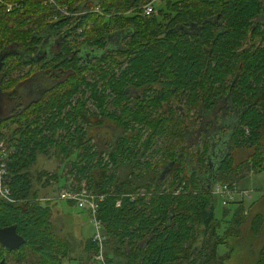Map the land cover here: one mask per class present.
I'll list each match as a JSON object with an SVG mask.
<instances>
[{
    "label": "trees",
    "instance_id": "obj_1",
    "mask_svg": "<svg viewBox=\"0 0 264 264\" xmlns=\"http://www.w3.org/2000/svg\"><path fill=\"white\" fill-rule=\"evenodd\" d=\"M5 1L15 6L0 5V138L19 200L0 196V227L15 225L26 242L8 252L0 244V260L60 264L70 253L31 182L38 155L54 146L66 157L79 148L70 171L105 195L108 264H224L229 253L218 248L250 217L244 200L231 202L220 234L212 187L236 184L244 167L264 170V0H155L151 15V0ZM38 73L52 84L19 103L18 89ZM107 125L101 150L98 130ZM221 130L216 140L212 131ZM245 148L252 152L236 161ZM263 228L257 213L250 231ZM96 248L88 238L85 250ZM252 264H264V243Z\"/></svg>",
    "mask_w": 264,
    "mask_h": 264
},
{
    "label": "rangeland",
    "instance_id": "obj_2",
    "mask_svg": "<svg viewBox=\"0 0 264 264\" xmlns=\"http://www.w3.org/2000/svg\"><path fill=\"white\" fill-rule=\"evenodd\" d=\"M92 1L97 2L98 0ZM159 1L160 0H156V2ZM50 2L52 3L51 0ZM261 18L263 19L264 15H262ZM26 68L27 67H25V69ZM47 76V74L42 73L36 74L34 80L36 81L37 86L38 82L45 79V77L46 79H50V77L47 78ZM37 86L35 85L34 89L37 88ZM175 102L176 101H174V103ZM175 104L178 103L176 102ZM180 109L184 111L183 107H180ZM225 120H230V116H226ZM218 124H220L219 127ZM111 127V125H107L99 132L101 136L100 146H102L104 140L109 137L110 134L108 130L112 131ZM214 127L221 128V122H214ZM202 130L205 131V128L202 127ZM223 132L224 130L217 131L216 133L212 131V134L217 140ZM224 138L228 140L229 135H225ZM197 140L199 139H196L195 137L193 142ZM194 148L195 150L196 148H200L202 150L203 143L194 144ZM76 149L77 148H73L74 153L68 157H66L64 152H62L58 147L56 148L54 146L50 149L49 153L39 154L37 162L31 169V182L33 190L37 192V200H39L43 205L50 206L53 212L51 219L55 218L57 227L60 229L62 228L67 234V237H71L72 241H70L72 242L74 251L70 256L73 260L72 264H97L94 262V258L90 257V255L94 253V250L91 252H87L85 250L86 240L92 237L94 233V223L91 214L75 203L55 199L61 189H75L82 185V183L86 184V180L78 182V179L75 178L76 174L70 171L72 164L77 161L76 155L79 152V148L78 150ZM251 152L252 151L249 148L238 150L236 152L235 160L240 161L246 159ZM249 168L250 167H244L242 171L235 175L234 179L239 188L251 191L250 197L245 201V207L249 211L250 218L248 217L249 219L247 223L238 226V235H230L226 240L227 243L218 248L219 253L223 255H226L225 252L229 251L228 253L231 258L226 260L224 264L254 263L258 250L264 243V228L262 234L260 233L258 236H254L250 231L251 218L257 213H262L264 215V170L250 171L249 173ZM45 172H49L53 174V176L47 177L44 175ZM127 173L128 169H124L119 173V175L124 177ZM47 178L49 179L48 181H46ZM139 192H145V190L140 189ZM251 204H253L251 206L252 210L249 207ZM227 208L228 210L230 209L229 215L223 219L222 213L225 207L221 204L219 199L217 200L215 213L217 218L220 220V229L218 230L220 234L225 233L226 227L229 224L228 221L231 219V214L234 212L235 205H228ZM235 227L237 228V226H234V228ZM200 235V238H202V234ZM94 254H96V252ZM248 255H250L249 258H243V256L246 257ZM105 259L107 258L105 257Z\"/></svg>",
    "mask_w": 264,
    "mask_h": 264
},
{
    "label": "built area",
    "instance_id": "obj_3",
    "mask_svg": "<svg viewBox=\"0 0 264 264\" xmlns=\"http://www.w3.org/2000/svg\"><path fill=\"white\" fill-rule=\"evenodd\" d=\"M54 3V0H51ZM155 0H151L144 6V14L151 15L154 11L152 3ZM0 5H3L6 11H10L15 3L7 2L5 0H0ZM61 13L66 16L72 15L70 11L66 7H58ZM56 19L57 17L54 16ZM11 150L7 147L6 141L0 138V196L9 202H17L19 199L13 196V193L10 187L6 183V179L8 177V160L9 154ZM183 186L179 188L182 189ZM213 195L219 199L223 206H227L231 202L246 200L250 197L251 191L247 189L239 188L237 184L230 185L228 183H215L212 187ZM105 195L102 193H98L94 190L89 189L87 184L80 185L79 187L65 188L61 189L56 196V200H66L77 204L79 207L86 210L91 214L92 220L94 223V233L92 235V241L96 244L97 250L96 254H94V261L97 264H108L107 259H105L106 255V241L107 235L104 232V223L99 215V208L101 202L104 200ZM120 201L117 202L119 206Z\"/></svg>",
    "mask_w": 264,
    "mask_h": 264
},
{
    "label": "flooded vegetation",
    "instance_id": "obj_4",
    "mask_svg": "<svg viewBox=\"0 0 264 264\" xmlns=\"http://www.w3.org/2000/svg\"><path fill=\"white\" fill-rule=\"evenodd\" d=\"M53 46H54V44H53ZM53 50H54V48L53 47H51V49L49 48V51L47 50V52H45V55L48 57L49 55H50V53L52 52L53 53ZM47 53V54H46ZM56 73V72H55ZM39 74V73H38ZM53 81H54V79H52ZM40 82H42V81H40ZM36 84V83H35ZM38 84H40L39 82H38ZM50 84H52V82H50L46 87H45V89H48V87H50L49 85ZM36 89V88H35ZM45 89H43V91H42V89L40 88V89H37L36 91H38V90H40L38 93H34V95H32L31 96V98L30 97H28L29 95H31L33 92L32 91H30L31 90V88H29V87H26V88H23V87H20V89H18V91H17V94H18V96H17V98L15 99V100H19V103H22L23 105H25V103L27 102V101H29L30 99H34L36 96H38L39 94L40 95H42V93H44L46 90ZM32 90H34V88H32ZM137 92V90L136 89H133L132 90V95L134 96L135 95V93ZM14 100V101H15ZM12 101V100H11ZM13 102V101H12ZM177 102V101H176ZM175 102V103H176ZM174 103V102H173ZM178 103V102H177ZM176 106V109H178V110H181L183 113H184V111L182 110V109H180V107H183L184 108V106L183 105H179V104H176L175 105ZM207 118V117H206ZM213 118V116L212 115H209L208 116V119L210 120V119H212ZM106 127V126H105ZM104 128V127H103ZM103 128H101V129H99L98 130V136H100V134H99V132L103 129ZM113 131V130H112ZM112 131L111 130H108V132H109V137L108 138H111V136H112ZM204 132V131H203ZM197 136V139H200V134L198 135H196ZM108 138H106V139H108ZM101 139V136H100V138H98V142H97V146H99L100 147V149L102 150L103 148H105L106 147V145H105V140H104V142H103V145L102 146H100V140ZM52 217V216H51ZM51 222H52V224H53V231H54V234H57L60 238H63L64 240L65 239H67L68 241H70L71 240V237H67V234L65 233V231L61 228H58L57 227V222L55 221V218H52L51 219ZM18 231V230H17ZM72 241V240H71ZM70 241V243H71V245H70V253L69 254H66L65 256H62V255H59V257L61 258V260H59V261H57V263H60V264H72L73 263V260H72V258H68L69 256L68 255H72L73 254V246H72V242ZM79 242H81V241H79ZM2 245V244H1ZM3 246V245H2ZM22 246V245H21ZM20 246V247H21ZM19 247V248H20ZM3 248L4 249H6L5 251L6 252H8V250H7V248L6 247H4L3 246ZM19 248H17V249H15L14 251H16V250H18L19 251ZM13 251V250H12ZM5 252V253H6ZM62 254V253H61ZM3 259H5V258H2L1 260H0V262L3 260ZM16 259H12L11 261H8L7 262V260L5 259L4 260V264H26V263H24V262H19V261H15ZM19 260V259H18ZM95 262V261H94ZM81 263V262H80ZM96 263V262H95Z\"/></svg>",
    "mask_w": 264,
    "mask_h": 264
},
{
    "label": "water",
    "instance_id": "obj_5",
    "mask_svg": "<svg viewBox=\"0 0 264 264\" xmlns=\"http://www.w3.org/2000/svg\"><path fill=\"white\" fill-rule=\"evenodd\" d=\"M25 242V238L18 233L15 225L0 227V244L8 250H15ZM4 260L0 264H4Z\"/></svg>",
    "mask_w": 264,
    "mask_h": 264
},
{
    "label": "crops",
    "instance_id": "obj_6",
    "mask_svg": "<svg viewBox=\"0 0 264 264\" xmlns=\"http://www.w3.org/2000/svg\"><path fill=\"white\" fill-rule=\"evenodd\" d=\"M48 51H49V50H48ZM51 53H52V52H51ZM51 53H50V54H51ZM35 83H36V81L34 80L31 86H29V84H25L24 86L22 85L21 87H23V88L30 87L31 90H32V88H34L35 85L37 86V84H35ZM39 83H40V84H38L37 88L34 89V90H37V89H40V88H41L42 91H43V89H45V87H46L47 85L44 84V83H45L44 81L39 82ZM45 90H46V89H45ZM35 92H36V91H35ZM35 92H33V93H32L31 95H29L28 97L31 98V96L34 95ZM250 171L253 172V171H257V170H253V169L250 170V169H249L248 172L250 173ZM248 172H247V174H248ZM247 174H246V176H247ZM246 176H245V177H246ZM244 201H246V200H244ZM68 202H70V201H68ZM70 203H73V202H70ZM252 205H253V204H251V205L249 206L250 209L252 208V207H251ZM251 210H252V209H251ZM258 251H259V250H258ZM228 252H229V251L225 252V254H227ZM257 254H258V253H257ZM249 257H250V255H248V256H246V257L243 256V258H245V259H247V258H249ZM230 258H231V257L227 258L226 260H228V259H230ZM256 258H257V256H256ZM239 264H240V263H239ZM242 264H243V263H242Z\"/></svg>",
    "mask_w": 264,
    "mask_h": 264
},
{
    "label": "bare ground",
    "instance_id": "obj_7",
    "mask_svg": "<svg viewBox=\"0 0 264 264\" xmlns=\"http://www.w3.org/2000/svg\"><path fill=\"white\" fill-rule=\"evenodd\" d=\"M26 240V239H25ZM25 244V243H24Z\"/></svg>",
    "mask_w": 264,
    "mask_h": 264
}]
</instances>
